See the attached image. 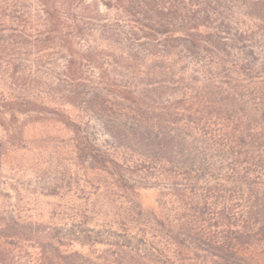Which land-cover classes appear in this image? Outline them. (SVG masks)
Masks as SVG:
<instances>
[{
	"label": "trees",
	"instance_id": "obj_1",
	"mask_svg": "<svg viewBox=\"0 0 264 264\" xmlns=\"http://www.w3.org/2000/svg\"><path fill=\"white\" fill-rule=\"evenodd\" d=\"M38 3L66 31L61 104L97 128L60 118L111 205L32 228L0 204V264H264V0ZM30 8L0 0V25Z\"/></svg>",
	"mask_w": 264,
	"mask_h": 264
},
{
	"label": "rangeland",
	"instance_id": "obj_2",
	"mask_svg": "<svg viewBox=\"0 0 264 264\" xmlns=\"http://www.w3.org/2000/svg\"><path fill=\"white\" fill-rule=\"evenodd\" d=\"M28 2L25 27L0 25V192L6 195L0 204L24 209L21 216L31 218L34 228L51 218L68 220L85 208L103 213L111 204L103 188L97 189L103 177L82 164L77 138L60 118L64 114L97 128L81 104H61L68 88L62 74L67 50L61 47L66 31L51 32L38 0ZM106 18L112 21L116 15ZM50 34L54 39H48ZM139 193L143 207L159 214L157 190Z\"/></svg>",
	"mask_w": 264,
	"mask_h": 264
}]
</instances>
